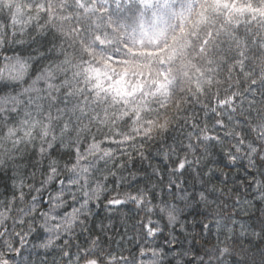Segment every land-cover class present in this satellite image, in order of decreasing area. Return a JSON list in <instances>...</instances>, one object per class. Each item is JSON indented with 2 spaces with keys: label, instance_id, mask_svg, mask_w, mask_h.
Wrapping results in <instances>:
<instances>
[{
  "label": "snow or ice",
  "instance_id": "1",
  "mask_svg": "<svg viewBox=\"0 0 264 264\" xmlns=\"http://www.w3.org/2000/svg\"><path fill=\"white\" fill-rule=\"evenodd\" d=\"M0 179V264H264V0H0Z\"/></svg>",
  "mask_w": 264,
  "mask_h": 264
},
{
  "label": "trees",
  "instance_id": "2",
  "mask_svg": "<svg viewBox=\"0 0 264 264\" xmlns=\"http://www.w3.org/2000/svg\"><path fill=\"white\" fill-rule=\"evenodd\" d=\"M151 163L153 165L162 166V158L151 159ZM220 167L224 168V171L230 172L231 175L235 176L238 172H242V169L239 167L236 168H226L224 164L221 163ZM132 171L137 173V180L133 183V187L131 189L121 188L120 191H134L135 187L143 186L145 181L142 178L145 172H150L151 170L146 167V165L142 166L139 162H136L132 168ZM218 184V186H223L220 184V181H214ZM5 180L0 179V193H4V184ZM232 184L229 183L228 187H231ZM230 194H226L225 197L221 198V201L224 205H231L232 200L229 198ZM108 196L106 195L98 208L94 207L93 212L95 213L92 221L90 222V228L92 233L95 235H101L102 238L105 236L107 239L105 243L111 248L113 252L117 254H123L125 256H132L138 251V245L143 242L142 233L139 229L133 230V225L136 224L138 220L143 217L142 212H138L136 206L131 202L127 203L124 206H115L112 208L105 207V202ZM260 205H257L256 208L249 210V216L244 217L243 220L246 223L256 225L258 224L259 212L256 211L257 208H260ZM238 219L240 217H237ZM156 219V217H153ZM211 227V226H210ZM213 233L210 234L214 235ZM223 237H221L222 239ZM81 242H83V237L80 238ZM164 239L163 236L159 237L157 243L162 242ZM264 247V243L260 241L255 242V246L253 251ZM259 258L257 254V259Z\"/></svg>",
  "mask_w": 264,
  "mask_h": 264
}]
</instances>
